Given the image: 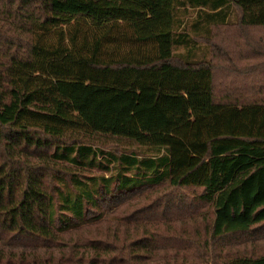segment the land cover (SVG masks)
Masks as SVG:
<instances>
[{
    "label": "trees",
    "instance_id": "obj_1",
    "mask_svg": "<svg viewBox=\"0 0 264 264\" xmlns=\"http://www.w3.org/2000/svg\"><path fill=\"white\" fill-rule=\"evenodd\" d=\"M13 3L0 264H264V0Z\"/></svg>",
    "mask_w": 264,
    "mask_h": 264
},
{
    "label": "rangeland",
    "instance_id": "obj_2",
    "mask_svg": "<svg viewBox=\"0 0 264 264\" xmlns=\"http://www.w3.org/2000/svg\"><path fill=\"white\" fill-rule=\"evenodd\" d=\"M18 2H19V0H14V3L13 4H18ZM229 36H231L229 38V40H231L233 38V34H231L230 30L229 29H226V28H221V29H219L217 31L216 38L214 37L212 41L214 43H216V44L217 43L219 44V42L221 41L222 38H226V37H229ZM201 44H202V47L203 48H208V51H209V52L207 51L208 52V55H209V53L211 54V51L212 52L214 51L213 50V46H212V42L206 43L203 40V41H201ZM226 66H227V64L223 60L217 62V67L219 68L220 74H222V75L226 74V71H227V67ZM217 82H218V85H220V84L223 85V78L222 79H218Z\"/></svg>",
    "mask_w": 264,
    "mask_h": 264
}]
</instances>
